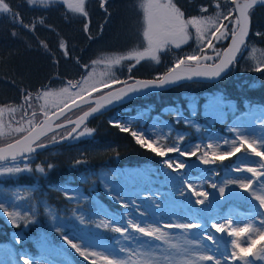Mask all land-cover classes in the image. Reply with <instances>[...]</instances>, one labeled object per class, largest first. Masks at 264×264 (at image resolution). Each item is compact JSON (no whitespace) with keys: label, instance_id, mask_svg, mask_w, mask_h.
Instances as JSON below:
<instances>
[{"label":"rangeland","instance_id":"obj_1","mask_svg":"<svg viewBox=\"0 0 264 264\" xmlns=\"http://www.w3.org/2000/svg\"><path fill=\"white\" fill-rule=\"evenodd\" d=\"M213 10L210 7V11ZM224 41L217 42L215 46L219 48ZM252 41L249 40L243 58L255 66L261 59H264L262 55L264 49ZM185 47H188V51H184ZM181 48L183 50H180ZM253 49L256 50L255 53ZM170 51L173 53L169 54ZM206 51L207 54L214 56L210 49ZM198 52L199 47L193 32V38L182 44L180 48L170 46L166 52L160 53V58H164L160 61L161 63L147 59L141 62L156 64V66L160 64V69L163 71L153 74L156 78V75L166 73L178 58ZM253 55L256 59L252 58ZM136 64L135 61H123L111 69L112 78L118 79V72L121 69L130 74L129 67ZM103 68H105L103 64L95 68L97 79L108 78L101 75L106 71ZM5 94L0 92V98ZM150 95L139 97L137 101L133 100L132 104L118 106L108 112V116L104 115V119L109 125L113 126V122H119L146 137L160 138L161 143L168 146L176 145L180 151L185 153L191 152L196 145L201 146L200 151L194 156H182L179 152H167L164 156H158L147 147H141L130 133L126 132L136 145L150 152L153 159L133 166L104 165L94 171L99 187L105 196L111 202L122 206L123 210L118 208L111 210L97 201L95 197H88L81 185L86 183L90 173L81 169L75 171L66 182L52 187L71 205L67 209L68 215H65V212L58 214L53 205L47 202L44 193L43 197L36 198L34 195L36 185L32 184L34 185L32 188L23 186L21 188L9 182V177L28 174L31 170L30 164L35 158L28 156L1 163L0 173H3V169L10 167L30 170L0 174V203H3L8 211H15L27 218L17 219L14 225L7 215L0 212V218L8 228L5 235L8 241L0 243V264H25L26 259L28 264H75L71 255L84 264H89V260H96V264H105L102 259L96 257L85 260L64 242L63 235L103 255L111 254L126 258L125 254L119 251L121 247L135 252L146 251L153 258V264H182L187 257L177 254L169 245L179 244L183 247H190L187 244L188 241H197L201 247L195 251L203 255H211L215 260H220L221 264H236V261L241 264V261L231 259L233 251L231 241L237 239L238 242L246 245L247 237L243 235L232 237L228 235V231L231 227H243L253 221L258 223L260 216H264V208H260L259 202L253 200L250 195L251 190L264 194V176L253 177L246 171L247 168L252 167L258 173L264 172V169L259 167L260 164H264V160L254 155L247 145L234 155L223 160L217 159L214 164H201L199 157L209 143L219 145L218 150L230 151L231 141L236 135L234 131H231L233 128L245 134L249 139H255L257 141L256 150L264 151V108L245 106L238 111L234 103H224L220 94L205 93L198 98L192 92L181 91L178 99H173L174 104L164 107L162 111L159 110V114L154 104L149 102ZM80 113V109H75L71 112V116H77ZM86 127L92 129L90 126ZM83 129L64 147L47 151L42 156L47 157L61 152L65 153L68 158L74 159L114 149L113 144L99 142L92 137L93 131L90 135H80ZM179 137L183 139L178 140ZM226 140L229 141L228 144L224 143ZM166 160L173 162L172 168L165 164ZM190 160H195L198 167H203L204 170L198 172L191 170L188 167ZM177 163L183 164L184 167L176 168ZM237 168L240 171H233ZM234 179H251L252 189L246 192L236 184L225 185V181ZM189 184L195 190L208 194L204 203H195L197 197L189 191ZM212 184L217 187H211ZM221 186L225 187V192L243 193L242 200L240 202L235 199L226 200L220 206H216L211 193L219 199L218 201L224 200L218 191ZM89 199H92V204L88 207L89 212L80 210V206ZM79 217L83 218V223L78 219ZM130 220L142 226L145 224L160 226L161 231L167 233V242L142 236L131 229H128L125 234L129 238L125 239L119 233L112 232L110 228L97 227L102 222H109L113 226L127 228ZM227 220H231L233 224L231 227H226V233L217 232L212 228L213 223L226 224ZM167 223H195L200 227L182 231L178 228H164L163 225ZM206 235L213 236L215 242L202 238ZM262 246H264V240L257 241L254 245L252 251L257 253V261L254 263L249 255L247 259L250 264H264V258H259L264 254L258 251ZM168 253L172 254L170 261L163 258ZM225 256L229 259H225ZM132 259L139 258L134 256ZM196 264H213V260L196 261Z\"/></svg>","mask_w":264,"mask_h":264},{"label":"snow or ice","instance_id":"obj_2","mask_svg":"<svg viewBox=\"0 0 264 264\" xmlns=\"http://www.w3.org/2000/svg\"><path fill=\"white\" fill-rule=\"evenodd\" d=\"M57 0H21V6L27 5L29 8H43L47 9ZM62 2L68 7V9L81 16L87 18L88 12L86 10V0H62ZM105 0H101V7H104ZM257 5H264V0H213L210 6L213 11H210L209 6H200V15H194L186 17L185 11L175 2V0H139V8L142 12V37L144 41V47L132 48L125 54L112 55L103 57L101 59L93 60L91 66L88 64H81L80 67L86 73L82 75L78 80L67 79L63 82V85L59 88H51L45 86L33 95L32 92H23L22 103L16 106L7 105L0 107V142L4 143V146L0 147V160L11 157L13 160L24 153L35 152L37 148L45 147V143L42 137H46L49 131H52V125L55 120H60L64 117L69 123L75 125L72 132H75L77 128L84 125L85 121L94 113L99 112L106 105L113 103L114 101L122 100L129 93H137L142 89L148 88H160L166 84L174 83L181 79H191L193 75L205 76L208 78L218 77L222 72L233 64L237 54L241 51L242 46L246 47V37L249 34L251 15ZM0 14H7L12 23L20 24L28 31L34 32L37 22L41 25L45 24L44 18L40 17L38 20H34L32 24L24 23L18 11H14L13 7L7 0H0ZM227 22V23H226ZM85 31H88V25L85 24ZM193 32L195 34V40L199 47V52L191 55H186L183 58H178L174 64L168 68L167 72L157 76L153 80H136L132 84H128L127 81H119L112 78L111 69L117 65H120L123 61H135L140 63L142 60H151L156 63L160 62V53L166 52L168 48L175 47L180 48L182 44L187 43L193 38ZM13 36H16V32H12ZM256 35H264L257 32ZM92 37L89 36V39ZM230 43L227 48L219 49L215 45L217 42L223 40H229ZM43 47L47 50V44L41 42ZM59 47L64 51V55L67 58L69 53L67 51V44L62 39L59 43ZM211 50L213 55L207 54L206 50ZM253 49V53H255ZM264 55V54H262ZM256 59L255 55L252 56ZM201 61H212L211 64H203ZM54 63L56 61L54 60ZM79 64V60H76ZM195 63L196 67L191 65ZM103 64L106 71L101 75L108 77L107 79H97L95 66ZM131 65L129 71H131ZM254 71H264V59H261L253 68ZM122 83L125 86L116 89L115 91L108 92L102 95L95 101L91 100L93 93L100 91L101 89L110 88L112 85ZM84 105H87V110L84 109ZM74 109H80L81 114L77 115L75 121H72L67 117L68 111ZM5 111L12 113H20L19 119H16L14 123H5L3 116ZM40 117H43L41 120ZM113 126L118 127L122 132H129L135 139L136 143L141 147H147L158 156H164L167 152H179L180 155H196L200 151L201 146L196 145L195 148L188 153L180 151L176 146H168L161 143V139H152L146 137L144 134L139 133L136 130H132L129 127L122 125L119 122H113ZM57 128L64 127L63 123L56 124ZM92 129L84 127L80 135H90ZM231 131L236 133L235 138L231 141V150H218L219 145L209 143L206 146V150L199 157L201 164H214L217 159L223 160L236 152L241 151L245 145L254 153L264 160V151H257V141L255 139H249L245 134L239 132L233 128ZM71 135V132L68 134ZM66 138V137H65ZM183 137H179L178 140H182ZM51 140L55 141L56 136L53 135ZM228 144L229 141H225ZM81 163V161H77ZM165 164L168 167H173V162L166 160ZM52 166L49 165V168ZM176 168L184 167L183 164L177 163ZM259 167L264 169V164H260ZM30 169H21L19 167H10L3 169V173H17ZM36 171L43 172L44 169L37 166ZM233 171H240V169H233ZM251 173L253 177L264 176V172H257L255 168L249 167L246 169ZM0 173V174H3ZM227 184H236L242 190L249 192L252 189L253 181L248 180H227ZM216 188L217 185H210ZM189 191L193 196H196V204L204 203V200L208 198V194L195 190L191 184L188 185ZM221 196L225 193V187L218 188ZM183 194V193H181ZM250 195L253 200L259 202L260 208H264V194H258L255 190L250 191ZM203 197V199H200ZM71 199L72 197H68ZM127 206V205H125ZM0 212L7 215L12 223L15 225L17 219H27L22 217L15 211H8L3 203H0ZM143 215V213H141ZM83 223V218L79 217ZM233 222L227 220L226 224L213 223L212 228L217 232L225 231L226 227H231ZM110 228L112 232L119 233L120 236L128 239L125 234L128 229L134 232L140 233L142 236L151 237L155 240H163L167 242V233L161 231L160 226H153L152 224L141 225L140 223H134L131 220L128 222L127 228L113 226L112 223L102 222L97 227ZM164 228H178L182 231H187L192 228L200 227L195 223H179L171 224L167 223L163 225ZM59 231V229H58ZM228 235L232 237L246 236V245L238 242L237 239L231 241L232 249L231 259L241 261V264H250L247 256L256 253L252 251L257 241L264 240V216H260L258 223L253 221L245 224L243 227H231L228 231ZM64 242L74 249L85 260H89L90 257H96L102 259L105 264H153V258L146 252H135L128 248L121 247L119 251L125 254L126 258L118 257L115 255H103L100 252L92 251L87 245L77 243L73 238L63 235ZM204 239L213 240L215 238L210 235H206ZM187 244L190 247H183L179 244H171L169 247L174 249L177 254L187 257L182 264H196V261L213 260V264H221L220 260H215L211 255H203L195 249H199L201 245L197 241H188ZM259 253L264 254V246L259 250ZM139 259H132L133 257ZM171 253H168L163 258L165 260H171ZM264 258V256L259 257ZM225 259L229 257L225 256ZM25 264H28L27 259ZM89 264H96V260H89Z\"/></svg>","mask_w":264,"mask_h":264},{"label":"trees","instance_id":"obj_3","mask_svg":"<svg viewBox=\"0 0 264 264\" xmlns=\"http://www.w3.org/2000/svg\"><path fill=\"white\" fill-rule=\"evenodd\" d=\"M188 4L187 14L192 13ZM203 0H198L200 2ZM18 11L24 23L32 24L34 20L43 17L45 24L37 22L34 32L28 31L20 24L12 23L7 14H0V79L5 80L1 90L13 91V99L23 96V92L36 93L37 90L50 86L59 88L67 79L78 80L85 74L81 64L91 66L93 60L103 57L119 55L132 48H140L142 37V12L139 0H105L101 7V0H86L87 18L71 12L68 7L57 0L49 8H29L21 6V0H7ZM175 2L184 10V6ZM85 24L88 31H85ZM16 32V36L12 32ZM264 5L256 7L251 15L250 39L264 48ZM89 36L92 38L89 39ZM67 44L69 56L59 47L61 40ZM47 44V50L42 43ZM221 44L219 49H223ZM54 60L56 63H54ZM79 60V64L76 63ZM212 62V61H211ZM250 61L240 57L229 73L220 81L211 84H185L157 94L150 95V103L161 110L173 105V99H178L180 92H194L201 95L204 92H220L223 97L235 102L238 106L244 103L264 106V71H254ZM158 71V66L149 63L140 64L131 69V75L140 78H152ZM22 100V99H21ZM137 101V100H136ZM140 103V102H139ZM75 114V113H74ZM92 137L99 142L111 143L113 150L79 158H68L65 153H56L43 157L40 153L31 162L30 172L21 175L19 181L14 180L16 186L22 185L32 188L36 185L34 195L43 197L53 205L58 214L65 212L68 215V204L52 187L58 186L73 176L75 171L83 170L90 173L86 183L82 184L83 191L88 197H95L109 209L123 210V207L111 202L99 187L94 171L104 165H138L152 160L153 155L139 147L126 132L109 125L104 116L91 121ZM62 135V134H61ZM81 161V163H77ZM49 165L52 167L49 168ZM37 166L44 169L36 171ZM18 184V185H17ZM34 184V185H32ZM58 197V198H57ZM92 199L82 204V209L89 212ZM44 224V223H43ZM45 230V227L42 226ZM29 229H33L29 227ZM7 226L0 218V242L6 241ZM75 264H84L71 255Z\"/></svg>","mask_w":264,"mask_h":264},{"label":"water","instance_id":"obj_4","mask_svg":"<svg viewBox=\"0 0 264 264\" xmlns=\"http://www.w3.org/2000/svg\"><path fill=\"white\" fill-rule=\"evenodd\" d=\"M257 6H260V5H257ZM256 6V7H257ZM251 25V24H250ZM249 32H250V30H249ZM248 36H249V34H248ZM248 36L246 37V41H247V39H248ZM229 43H230V40H229ZM229 43H228V45H229ZM228 45H227V47H228ZM226 47V48H227ZM242 48H243V46H242ZM241 52V51H240ZM239 52V53H240ZM239 53L237 54V56L239 55ZM237 56H236V58H237ZM236 60V59H235ZM203 64H207V63H203ZM193 68H195L196 67V65H191ZM230 66L231 65H229V67L227 68V69H225V71L224 72H222L221 74H220V76H218V77H212V78H208V77H205V76H196V75H193L192 77H191V79H181V80H178V81H176V82H174V83H171V84H166V85H164L163 87H160V88H148V89H142L140 92H137V93H129L127 96H125L122 100H119V101H114L113 103H111V104H108V105H106L104 108H102L99 112H97V113H94L92 116H90L86 121H85V123H84V125L90 120V119H92L93 117H96V116H98V115H101V114H104V113H106V112H108V111H110V110H112V109H114V108H116L117 106H120V105H122V104H125V103H127V102H129V101H131V100H133V99H135L136 97H138V96H141V95H144V94H149V93H157V92H159V91H162V90H166V89H170V88H172V87H175V86H178V85H180V84H183V83H187V82H204V83H209V82H215V81H217V80H219V79H221L227 72H228V70H229V68H230ZM136 80H149V79H133L132 80V82L131 83H128V84H132V83H134ZM151 80H153V79H151ZM114 85H112V87H113ZM125 85L123 84L122 86H120V87H117V88H115V89H112V90H110V91H107V92H105V93H103V94H101V95H98V96H96V97H91L90 99L91 100H93V101H95L96 99H98L99 97H101L102 95H105V94H107L108 92H112V91H115L116 89H120V88H122V87H124ZM112 87H110V88H112ZM107 89H109V88H107ZM103 89H101L100 91H98V92H101ZM98 92H96V93H98ZM93 94H95V93H93ZM92 94V95H93ZM84 106H87V105H84ZM83 106V107H84ZM75 110V109H74ZM69 112H71V111H68L66 114H68ZM62 118V117H61ZM77 118V117H76ZM76 118H74V119H72V121H75L76 120ZM55 121H57V120H55V118H54V122ZM63 125H64V127H67V126H72V127H75V125L74 124H72V123H69L68 121H66V122H64L63 123ZM83 125H81L79 128H77L76 129V131L75 132H72V129H71V135H66V136H64L63 138H61V139H59V140H57V141H54V142H50V143H47V144H45L46 146L45 147H43V148H37L36 149V151L35 152H32V153H24V154H22V155H20V156H17V158H20V157H24V156H27V155H31V154H34V153H36V152H38V151H40V150H43V149H46V148H50V147H54V146H57V145H60V144H62V143H65V142H67L68 140H70L77 132H78V130L82 127ZM64 127H60V128H57L56 126H54V123H53V125H52V128H53V130L52 131H49L48 133H47V135L48 134H50L51 132H53V131H55V130H57V129H61V128H64ZM66 137V138H65ZM43 138V137H42ZM4 146V145H3ZM0 147H2V146H0ZM16 158V159H17ZM7 160H13L11 157H8V158H6V159H3V160H0V163L1 162H4V161H7ZM197 165V163L195 162V161H192V163H191V167L192 168H197L198 169V165ZM200 170H203L202 168L200 169ZM242 194H237V193H234V192H228V193H224V195H223V197H224V200H222V201H218V200H216L215 198H214V201H215V204L216 205H221L224 201H226V200H228V199H231V198H237L238 200H241L242 199ZM215 197V196H214ZM256 253V252H255ZM253 256V255H252ZM253 259L256 261L257 260V253H256V255L255 256H253ZM239 263V262H238Z\"/></svg>","mask_w":264,"mask_h":264},{"label":"flooded vegetation","instance_id":"obj_5","mask_svg":"<svg viewBox=\"0 0 264 264\" xmlns=\"http://www.w3.org/2000/svg\"><path fill=\"white\" fill-rule=\"evenodd\" d=\"M103 92H100L99 94H95V96H97V95H100V94H102ZM16 105H18L17 103H14V106H16ZM87 109V107H85V110ZM16 114V113H15ZM15 114L13 115L12 113H9V112H7V111H5V113H4V116H3V120H4V122L7 124V123H9V122H15V120H16V118H15ZM70 115V114H69ZM68 115V116H69ZM67 116V117H68ZM70 119H72V117H69ZM40 119L42 120V117H40ZM64 120H67V119H65V118H62L61 120H59L57 123H60V122H62V121H64ZM66 129H68V132L71 130V127H68V128H66ZM59 131H61V130H59ZM58 131H55L54 133H52V134H50V135H47L46 137H44L42 140L44 141V143H47V142H50V141H52L51 140V137L53 136V135H55L56 133H57ZM56 137H57V135H55ZM49 139V141H47ZM57 139V138H56ZM1 145H4V143H2ZM0 145V146H1Z\"/></svg>","mask_w":264,"mask_h":264}]
</instances>
